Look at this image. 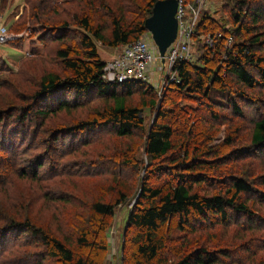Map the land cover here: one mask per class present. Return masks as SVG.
Here are the masks:
<instances>
[{
    "label": "trees",
    "instance_id": "16d2710c",
    "mask_svg": "<svg viewBox=\"0 0 264 264\" xmlns=\"http://www.w3.org/2000/svg\"><path fill=\"white\" fill-rule=\"evenodd\" d=\"M5 1L1 0L2 3ZM68 1L79 7L80 12L72 14L70 11L65 17L63 6ZM157 1L160 0H38L32 5V0H25L31 12L35 11L38 16L39 11L46 12V19L34 23L39 25L41 31L38 40L58 43L53 54L63 73L51 71L40 76L36 93L31 96L32 103L13 110L10 107L7 118L20 123L19 130L25 129L26 134L29 130L31 133H42L41 143L47 149L51 147V158L59 154L58 146L62 147L66 139L77 133L111 129L116 136L130 138L134 132L143 131L142 110L129 104L127 99L141 89L145 96L150 95L148 103L143 106L154 107V89L140 82H104L102 70L106 62L98 55L96 44L122 48L146 35L145 20ZM234 2V29L225 34L226 39L228 36L233 38L236 46L225 53L226 71L217 67L224 53L225 37L222 36L213 49H208L207 44L200 41V37L221 30L217 20L205 12L196 26L197 37L194 40L202 55L194 63L179 62L173 66L178 83L167 87L160 110L157 109L147 131L144 150L149 167L125 223L120 257L122 264H220L227 260L226 249L199 246L191 234L210 219H217V224H226L234 214L251 216L252 211L240 200L241 194L254 192L250 182L231 174L228 175L231 177L230 185L223 192L215 190L208 194L209 190L203 187L208 185L209 180H222L220 175H225L221 166L251 156V151H264V116L253 124L248 149L223 154L221 150L204 148L206 142H201L206 137L204 133H193L197 138H191L188 136L190 133L183 130L181 142L178 143L173 125L166 122L170 112L165 110L168 107L175 111L176 101L171 95L176 93L178 96H188L189 100L197 99L213 105L214 90L221 94L229 90L231 94L236 93L238 98L244 99L245 90L264 87L263 2ZM224 76L233 77L241 87L239 91L231 90ZM92 96L101 98L105 104L96 107L85 121L52 130L46 127V119L53 113H69ZM223 104L240 115L234 98L226 96ZM0 114L2 121L4 113ZM185 124L186 121H183L182 127ZM4 145V142L0 143V149L8 151L10 147ZM134 161L121 162L134 168L137 167ZM34 164L37 170L43 165L39 158ZM23 174V177L27 176L26 172ZM124 201L126 195L120 191L114 203L94 202L91 210L97 219L73 239L74 248L41 226H36L29 215L24 220L7 218L5 221L10 219L8 225L0 229V233L6 238L12 237L11 234L19 237L27 234L40 250L39 254L33 256L31 264H41L46 259L59 264H104L108 251V224L104 218L113 217Z\"/></svg>",
    "mask_w": 264,
    "mask_h": 264
},
{
    "label": "rangeland",
    "instance_id": "374dc122",
    "mask_svg": "<svg viewBox=\"0 0 264 264\" xmlns=\"http://www.w3.org/2000/svg\"><path fill=\"white\" fill-rule=\"evenodd\" d=\"M37 1L32 0V5ZM185 1L192 6L196 2ZM261 2L264 5V0ZM202 4L197 20L205 12L216 19L221 28L209 34L212 38L207 48L213 49L219 39L225 37L224 53L220 62H217L218 65H215L226 71L225 53L233 50L236 45L233 38L228 36L226 39L225 33L233 32L232 14L236 13V3L234 0H202ZM63 8L65 17L70 11L74 14L81 10L69 1L65 2ZM29 9L25 0H6L4 3L0 0V33L4 32L7 39L0 42V113H4L3 120H0V143L4 142V146L10 147L8 151L0 149V229L8 225L10 219L5 221L7 218L24 220L29 215L36 226H41L66 242L70 248H74L73 239L97 219L92 214L91 205L94 202L114 203L117 194L122 191L126 195V201L117 207L113 217L104 218L108 224V251L103 263L119 264L116 257L122 254L121 244L128 213L140 192L143 177L149 167L144 150L147 131L163 102L167 86L173 84L169 82L174 78L175 72L168 69L167 65L157 74L156 69L152 68L151 73H155L152 82L157 86L154 89V107L143 106L148 103L150 95L145 96L141 89L127 99L129 104L142 110L143 131L134 132L130 138L116 136L111 129L77 133L66 139L62 147L58 146L59 154L51 158V147L47 149L41 143L42 133H31L29 130L26 134L25 129L19 130L20 123L8 119L6 115L10 107L13 110L32 103L31 96L36 93L35 87L40 76L51 71L63 73L53 54L58 43H43L38 40L41 31L39 25L34 23L46 19V12L39 11L38 16L35 11L31 12L30 6ZM185 9L189 11L192 8ZM261 25L264 30V19ZM200 41L205 45L206 37H200ZM96 47L103 62L115 59L122 52L121 47L108 48L101 44H96ZM190 47L194 57L191 62H195L203 52L198 49L196 42ZM158 66L159 64L156 65ZM251 71L256 73L252 69ZM225 78V83L230 85L231 90L239 91L241 87L233 77ZM228 91L221 94L214 90L213 105L191 98L194 100L192 101L188 96H178L174 92L176 94L171 97L176 101L175 111L168 107L165 110L170 112L166 122L173 125L176 141L181 142V131L184 130L190 133L188 136L191 138H197V133H204L206 137L201 142H206L204 148L209 150H221L223 154H230L232 151L248 149L253 124L264 116V87L245 90L244 99ZM226 96L236 100L240 115L233 113L231 107L224 106ZM104 104L101 98L89 97L69 113H53L46 119V127L52 130L85 121L96 107L100 108ZM183 121H186L184 127ZM250 153L253 154L221 166L222 174L225 175H220L222 180H209L208 185L203 187L209 190L208 194L215 190L223 192L230 185L231 177L228 175L236 174L250 182L254 189L252 193L241 194L240 199L252 211L250 217L234 214L226 224H217V219H210L191 234L199 246L226 249L227 260L220 264H264V151ZM38 158L43 165L37 170L34 161ZM121 161H134L137 167L124 166ZM34 171L37 172L33 175ZM23 172L27 176L23 177ZM11 235L12 237L6 238L0 233V264H31L33 256L39 254L40 250L27 234L20 237ZM112 258L114 259L111 260ZM41 264L59 263L46 259Z\"/></svg>",
    "mask_w": 264,
    "mask_h": 264
},
{
    "label": "built area",
    "instance_id": "2783aa9c",
    "mask_svg": "<svg viewBox=\"0 0 264 264\" xmlns=\"http://www.w3.org/2000/svg\"><path fill=\"white\" fill-rule=\"evenodd\" d=\"M176 2L178 4L175 15L178 25L177 38L166 50L165 56L160 57L153 38L146 33L138 40L123 46L122 52L115 59L105 63L102 70L104 82L108 84L140 82L156 89L157 86L152 82L155 73L162 72L166 65L168 69L173 71L174 64L191 62L194 59L190 45L197 37L196 26L199 23L197 19L202 10V0H196L193 6L185 0H176ZM186 7L192 9L186 11ZM5 35L4 32L0 33V42L3 43L7 40ZM204 37H206V44L208 45L212 36L207 34ZM157 64H159L158 67H156ZM152 68L156 69L154 74L151 73ZM171 82L178 83L176 73L169 83ZM164 86L166 88V85ZM119 260L117 262L122 264Z\"/></svg>",
    "mask_w": 264,
    "mask_h": 264
},
{
    "label": "water",
    "instance_id": "95a60500",
    "mask_svg": "<svg viewBox=\"0 0 264 264\" xmlns=\"http://www.w3.org/2000/svg\"><path fill=\"white\" fill-rule=\"evenodd\" d=\"M178 4L176 0H160L154 4L152 12L145 20V29L147 33L153 38V41L157 48V53L160 57L165 56L166 50L175 42L177 35V21L175 19ZM132 203V206L135 204ZM122 238V252H123V240ZM121 252V253H122Z\"/></svg>",
    "mask_w": 264,
    "mask_h": 264
},
{
    "label": "crops",
    "instance_id": "0c3cea01",
    "mask_svg": "<svg viewBox=\"0 0 264 264\" xmlns=\"http://www.w3.org/2000/svg\"><path fill=\"white\" fill-rule=\"evenodd\" d=\"M120 257H121V254H118V257H116V259H117L116 261H118V260L120 259ZM113 259H114V258H112L111 260H113ZM109 263H110V261H109ZM111 263H112V262H111ZM111 263H110V264H111ZM112 264H113V263H112Z\"/></svg>",
    "mask_w": 264,
    "mask_h": 264
}]
</instances>
